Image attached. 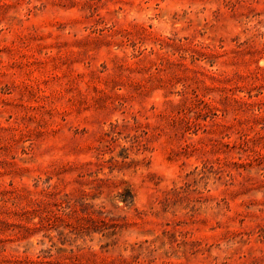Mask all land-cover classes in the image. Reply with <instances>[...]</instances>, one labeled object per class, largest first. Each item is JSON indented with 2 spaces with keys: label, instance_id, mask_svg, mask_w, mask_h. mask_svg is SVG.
I'll list each match as a JSON object with an SVG mask.
<instances>
[{
  "label": "rangeland",
  "instance_id": "1",
  "mask_svg": "<svg viewBox=\"0 0 264 264\" xmlns=\"http://www.w3.org/2000/svg\"><path fill=\"white\" fill-rule=\"evenodd\" d=\"M0 264H264V0H0Z\"/></svg>",
  "mask_w": 264,
  "mask_h": 264
}]
</instances>
